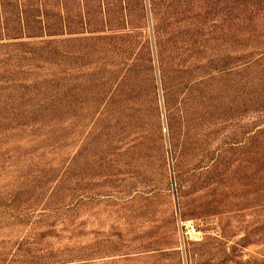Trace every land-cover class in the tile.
Here are the masks:
<instances>
[{
  "label": "rangeland",
  "instance_id": "374dc122",
  "mask_svg": "<svg viewBox=\"0 0 264 264\" xmlns=\"http://www.w3.org/2000/svg\"><path fill=\"white\" fill-rule=\"evenodd\" d=\"M124 1L0 48V264H264V0Z\"/></svg>",
  "mask_w": 264,
  "mask_h": 264
},
{
  "label": "trees",
  "instance_id": "16d2710c",
  "mask_svg": "<svg viewBox=\"0 0 264 264\" xmlns=\"http://www.w3.org/2000/svg\"><path fill=\"white\" fill-rule=\"evenodd\" d=\"M43 1L0 0V48L27 47L30 45L25 40L56 37L60 32L75 37L73 41L83 45L90 40L108 38L105 36L107 30L119 29L117 26L128 22L124 0H74L73 14H69L67 0H59L61 6L52 14L46 13ZM39 44L32 46L33 52L39 53L44 49V42ZM4 89L0 85V99L5 97ZM16 98L15 95L11 99L12 104H16ZM57 102L58 95L53 103Z\"/></svg>",
  "mask_w": 264,
  "mask_h": 264
}]
</instances>
